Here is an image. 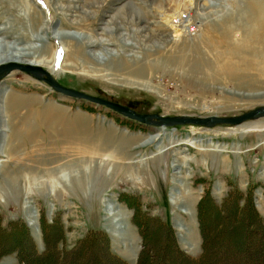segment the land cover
Instances as JSON below:
<instances>
[{
  "label": "rangeland",
  "instance_id": "374dc122",
  "mask_svg": "<svg viewBox=\"0 0 264 264\" xmlns=\"http://www.w3.org/2000/svg\"><path fill=\"white\" fill-rule=\"evenodd\" d=\"M0 45L37 51L61 86L138 114L264 109V0H0ZM1 82L11 111L3 142L0 106V149L10 150L0 158V264H22L10 245L25 228L39 254L58 256L103 234L125 264L142 255V264L175 263V247L183 264H240L213 257L227 244L254 252L250 229L264 232V117L164 131L21 71ZM17 96L25 105L13 108ZM97 248L105 253L104 242Z\"/></svg>",
  "mask_w": 264,
  "mask_h": 264
},
{
  "label": "trees",
  "instance_id": "16d2710c",
  "mask_svg": "<svg viewBox=\"0 0 264 264\" xmlns=\"http://www.w3.org/2000/svg\"><path fill=\"white\" fill-rule=\"evenodd\" d=\"M202 206H200V213L202 214ZM200 223H201V230H202V234H203V242H204V255L203 258H205L206 255V251L208 249V244H209V240H208V233H207V229H206V225L204 226V222H203V218L200 215ZM24 236H20L18 237L19 239L13 243L12 245H10L11 249L14 251L18 252L19 255V259L21 261L22 264H46L45 263V259L54 258V261L58 264H76L75 263V256H79L82 257L84 259V262H86V264H102V262L104 264H125V262H123L121 260L120 257L118 256H113L112 254H110L111 251V242L110 239L107 238L106 236H104L103 234L98 235V234H94L93 236H90V239H87L84 242H81L80 245L78 246V248L75 249V251L66 254V255H59V250L58 249H54V250H48L45 254H39L36 249L34 248V243L32 241V238L30 237L27 228H25L24 230ZM250 231H252V233L250 234V237L258 242L255 250H252L254 252L250 251V245L249 246H243V247H235L232 245L227 244L225 247L227 248L228 253L226 254H222L223 251L221 250V248H219L218 252L214 251L213 257H225L226 259H235L237 261V263L240 264H247L249 262H254V263H262L264 264V241H262L264 239V232H262V234L260 233V229L256 228V229H250ZM27 241L30 243V248L31 251L28 249L27 246ZM103 242H104V250L105 253H102L101 255L99 254V248H97L99 245L103 246ZM229 243V242H228ZM231 248V250H230ZM174 254L176 256H178V260L175 263L172 264H183V262L179 259H186V257H184V254H182L178 248L175 247V249L173 250ZM258 255V256H256ZM0 257H1V253H0ZM208 257V256H207ZM204 259H201V261H195L197 263L195 264H199L201 262H203ZM143 263V255L140 257V261L138 264H142ZM82 264V263H79ZM190 264V263H188Z\"/></svg>",
  "mask_w": 264,
  "mask_h": 264
},
{
  "label": "water",
  "instance_id": "95a60500",
  "mask_svg": "<svg viewBox=\"0 0 264 264\" xmlns=\"http://www.w3.org/2000/svg\"><path fill=\"white\" fill-rule=\"evenodd\" d=\"M14 71H21L28 75H31L39 80H43L48 83L54 90L60 92L66 97L85 100L94 103L99 106L106 107L126 118L136 121L142 125L152 126L156 128L175 126V125H196V126H215L219 124L238 126L253 119H259L264 117V109H257L249 112L240 117L233 118H190V117H164L156 114H138L131 108L115 103L109 100L84 94L82 92L69 89L61 86L56 80L52 78L49 72L41 67H34L32 65H21L17 63H11L7 66L0 68V82Z\"/></svg>",
  "mask_w": 264,
  "mask_h": 264
},
{
  "label": "bare ground",
  "instance_id": "6f19581e",
  "mask_svg": "<svg viewBox=\"0 0 264 264\" xmlns=\"http://www.w3.org/2000/svg\"><path fill=\"white\" fill-rule=\"evenodd\" d=\"M178 14V13H177ZM175 14H171V15H166L167 17V20L166 22L170 25V26H173V22L175 21L174 19L177 18ZM179 16V15H177ZM182 19V18H181ZM183 21V20H182ZM177 23V22H176ZM179 23V22H178ZM175 26V25H174ZM180 26V25H179ZM177 27V25H176ZM171 28V27H170ZM181 30V29H180ZM176 33L179 32V29L175 28V31ZM177 37V36H176ZM0 46H3V45H0ZM98 46H101V48H104V53H106L108 51V47L107 44H103V43H99ZM94 47V46H92ZM3 48V47H2ZM0 48L1 52H0V68L3 67V66H7L11 63H17V64H21V65H32L34 67H41V68H48L50 66V64L48 63V61H46V59H43L44 57H41L38 56V52L35 51V53L33 54L32 52L30 53H27L25 50H20V49H5V48ZM37 49V48H36ZM4 50V52H3ZM54 55V54H53ZM52 55V56H53ZM54 57V56H53ZM53 69V68H52ZM13 73V72H12ZM33 77V76H32ZM2 83V82H1ZM6 91V92H5ZM2 88V90H0L1 92V96H0V106H1V112H3L4 114L2 115V118H3V128H2V133L4 134L3 136V142H6V139H7V135L6 133L10 131V128L8 126V119L6 120V118L8 117L7 116V113L8 111L10 112L11 108H10V91L9 90H5ZM9 91V92H7ZM4 92V93H3ZM14 95V94H12ZM16 95V94H15ZM25 98V97H24ZM22 96L21 98H19L18 96L15 97L12 102H11V105L13 108H17L19 105H22L24 104L25 105V99H24ZM28 100V99H27ZM26 102L27 106L29 105V103H31L30 100H28ZM33 102V101H32ZM37 102V101H36ZM31 106V104H30ZM28 106V107H30ZM27 109V107H26ZM30 109V108H28ZM22 110V109H21ZM15 111V110H14ZM13 111V112H14ZM18 111V109L16 110ZM32 111V110H31ZM20 112V111H19ZM29 112V111H27ZM244 124V123H243ZM241 125V124H240ZM239 126V125H238ZM244 126H247V125H244ZM257 127H259L257 125ZM161 128H164L162 130L166 131V127H161ZM163 136V134H157V135H152L151 137L149 136L144 142H143V145L146 143H152V142H157L158 139ZM10 143H8L7 145H9ZM9 148V147H8ZM7 148V149H8ZM6 148L2 147L0 149V158H5L7 157V155L10 156V150L8 149L7 150ZM3 156V157H2ZM1 163H4V161H1ZM33 223V222H32ZM119 237V236H118Z\"/></svg>",
  "mask_w": 264,
  "mask_h": 264
},
{
  "label": "built area",
  "instance_id": "2783aa9c",
  "mask_svg": "<svg viewBox=\"0 0 264 264\" xmlns=\"http://www.w3.org/2000/svg\"><path fill=\"white\" fill-rule=\"evenodd\" d=\"M185 19H186V17H185ZM183 27L184 28H188V26L187 25H184V24H183ZM189 29H190L191 32H194L193 28H189Z\"/></svg>",
  "mask_w": 264,
  "mask_h": 264
}]
</instances>
